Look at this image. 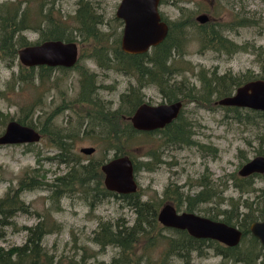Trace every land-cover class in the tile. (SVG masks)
<instances>
[{"label": "trees", "instance_id": "16d2710c", "mask_svg": "<svg viewBox=\"0 0 264 264\" xmlns=\"http://www.w3.org/2000/svg\"><path fill=\"white\" fill-rule=\"evenodd\" d=\"M39 3L40 0H5L0 2V61L12 66L17 61L19 48L45 40L61 39L76 42L79 39L80 42L85 43L94 40L95 45L92 51L90 50V57L106 69L114 68L129 75L132 77L133 83L120 94L117 107L111 109L110 103L105 105L99 101L95 73L89 72L78 64L80 57L70 68L45 65L24 67L20 65L19 71L12 73L6 82L8 89L12 88L16 91L15 86H19L17 91H29V87L35 91L31 102L27 103L26 100L19 106V115L16 120L36 129L41 127L38 129L41 135L46 134L58 150L54 157H47V159L56 160L66 165L70 164V167L64 174L54 177L53 181L56 184L37 179L39 173L37 176H30L32 170L38 172L36 168H32L18 181L16 189H9L5 192L0 198V237L4 236L3 229L13 223L10 219L16 213L31 212L29 205L20 198L23 190H34L47 185L51 190L49 197L58 201L63 195V188L79 186L86 189L92 202L114 197L120 199L123 202L122 205L128 206L135 214L130 224L126 219L98 223L91 240L98 244L100 249L114 246L119 251L116 256L110 259L109 263L99 261L97 264H195L194 256L205 258L210 250L215 256L220 257L217 264H264V247L249 230L252 222L263 217L264 206L257 205V208H253L248 198L241 200L243 194L250 193L255 189L253 186L254 177H241L233 174L232 182L234 187L240 191V197L237 199L222 197L220 199L225 203V207L221 208L219 202L208 212L209 218L224 221L242 230L240 243L229 247L216 240L192 237L185 230L163 226L157 219L163 198L160 202H154L150 199H143L144 193L139 190L131 194H117L107 190L103 184V173L100 166L110 158L98 162L90 160L83 163L80 160L81 154L74 151L76 140L89 136L94 144L104 145L106 150L113 151L111 158L128 154L133 160L135 173L141 166L151 170L155 163H160L157 154L153 156L152 152H146L148 161L152 163L150 165L148 161L134 160L131 153L126 151L127 145L135 138L159 134L158 137L163 138L165 143L177 146H191L195 141L191 138L192 132L187 123L182 121V110L171 124L157 131H139L133 128L128 117L139 104L148 102L145 100L144 89L153 87L166 102L182 101L183 106L189 102L209 105L213 99L218 100L230 95L237 86L246 81L257 78L264 79V58L262 72L257 76H253L250 71L239 75L230 72L221 74L215 71L206 72L198 64H193L191 60L185 58L187 46L193 36L200 41L203 49L223 50L228 54L237 52L241 45L235 44L222 33V25L217 26L212 21L200 23L196 20V22L193 20V16L184 21L163 18L168 24V33L165 39L145 53L128 54L123 52L120 47L122 29L118 30V28L123 26L122 20L115 17L117 24L113 30H102V26L106 25V22L103 21L104 18L96 11V7L90 0H79L78 8L73 16L74 22L67 26L60 19L53 18L52 12H50L51 7L46 6L43 2L39 8L34 6H38ZM189 26L193 27L194 35L187 31ZM25 32H34L40 37H38V41L32 42L27 38ZM247 47L245 46L244 49ZM257 55L264 56L263 50L257 52ZM38 68L40 72L37 75L35 72ZM55 69L78 70L79 92L76 102L84 104L79 113L88 117L85 118L87 120L82 119L77 128L68 126L49 129L46 123L51 122L49 121L51 116H47L44 123L40 125L39 119L38 123H35L34 116L29 114L34 105L40 104L39 93L51 85H58L55 79L50 80L49 78L51 70ZM187 72L198 80V85L186 76ZM213 96L214 98H212ZM62 103L65 104V100ZM75 105L77 106V104ZM228 107L238 112L240 110L238 107ZM67 108L69 107L67 106ZM248 110L255 115L248 113L242 122L254 123L255 116L264 119L263 111ZM0 118L5 119L1 110ZM200 148L202 151L204 150L203 145H200ZM262 151L259 153L264 155V150ZM151 157L154 158V161L151 160ZM258 177L264 184V174L258 175ZM91 182L95 184L92 187L89 186ZM205 189L207 188L205 187ZM259 190L262 193L264 186ZM222 191L223 189L220 190V192ZM164 193L166 196L172 194L169 188ZM217 194H214L211 189L209 192L203 190L191 198L186 196V199L193 200L192 204H188L189 209L192 210L195 205L197 206V203L209 202L210 198L220 197V195L217 197ZM178 199L181 200V197ZM55 210H59V207L57 206ZM22 228L28 232L26 241L22 245L9 249L0 247V264H61L60 260H56L53 254H48L41 245L43 236L48 232L43 220L34 226ZM89 258L90 255L81 254L78 259L73 258L69 264H88Z\"/></svg>", "mask_w": 264, "mask_h": 264}, {"label": "rangeland", "instance_id": "374dc122", "mask_svg": "<svg viewBox=\"0 0 264 264\" xmlns=\"http://www.w3.org/2000/svg\"><path fill=\"white\" fill-rule=\"evenodd\" d=\"M2 1L5 0H0ZM90 1L106 22L102 30L112 31L117 24L115 11L120 0ZM42 2L51 7L53 18L60 19L66 26L74 22L73 16L79 0H40L39 5L34 6L39 8ZM159 9L164 19L172 21H184L190 16L196 21L197 15L207 14L208 21L216 23L217 26L222 25V33L235 44L241 45L237 52L228 54L223 50L203 49L200 41L193 36L187 46L185 57L193 64H198L208 73L215 71L218 74L230 72L239 75L250 71L253 76L261 74L264 56L257 55V52L261 50L264 52L263 0H167L160 2ZM120 29L122 27L118 28ZM187 31L194 35L193 27H187ZM25 34L32 42L38 41L40 37L34 32ZM93 41L85 43L76 40L80 57L78 64L96 74V84H100L97 85L99 101L105 105L110 103L111 109H115L120 94L133 83V79L114 68L106 69L98 65L90 57V50L92 51L95 45ZM245 46L248 47L244 49ZM20 65L23 66L18 59L12 66L0 61L2 93L0 110L5 116V119L0 118V135L9 118L16 120L19 106L26 100L27 103L31 102L34 97L35 91L31 87L30 92L17 91L19 86H15L16 91L6 87L7 80L13 72L19 71ZM36 70L35 73L38 75L40 69ZM186 76L199 84L191 73L187 72ZM49 78L55 79L58 85H51L40 92V104L33 106L34 114L33 110L29 114L34 116L35 123H38L39 119L40 125L47 116H51L49 120L51 122L46 123L49 129L68 126L77 128L80 121L87 120L85 118L88 117H80L79 110L84 104L76 102L79 92L78 70H51ZM144 92L145 100L152 104L164 101L153 87L144 89ZM63 100L65 104L62 103ZM215 101L213 99L209 105L189 102L183 106L182 121L187 123L192 132L191 138L195 141L191 146L165 143L163 138L158 137L159 134L139 136L127 145L126 151L131 153L136 161H148L146 152H152L153 156L157 154L160 160V163H155L151 170L141 166L135 173L138 190L144 193L143 199L160 202L163 198L162 203H175V206L183 210L186 196L199 192L202 189L199 182L209 178L216 184L214 194L218 193L217 197L218 195L220 197L214 199L217 203L220 202L221 208L225 207V203L220 198L240 197V191L234 187L231 176L238 175L237 171L246 160L264 150V119L255 116L254 123H244L242 121L248 113L255 115L252 111L240 108L238 112L228 106L214 104ZM198 144L216 148L215 158L204 156ZM85 146L94 147V152L91 155L80 152ZM74 151L81 154L80 160L83 163L90 160L98 162L113 155V151L106 150L104 145L94 144L89 136L76 140ZM57 153V148L46 134H42L41 139L35 143L0 145V198L9 189H16L18 181L32 168H36L38 172L32 170L30 176H37L39 173L37 179L56 184L53 181L54 177L64 174L70 167V164L47 159ZM151 160L154 161V158L151 157ZM148 162L152 165L150 161ZM254 180L255 189L243 194L241 200L248 198L252 207L257 208V205L264 206V191L261 193L259 190L264 184L261 178L254 177ZM94 185L92 182L89 184L91 187ZM167 188L170 189L171 196L165 195L164 191ZM50 195V186L47 185L21 192L20 198L29 205L31 212H19L10 219L13 223L3 229L5 233L0 237V247L9 249L22 245L28 233L22 227L34 226L43 220L48 232L43 236L41 245L48 254H53L56 260H60L61 264H69L73 258L78 259L81 254L90 255L88 264H97L99 261L109 263L110 259L118 254L119 249L114 246L100 249L98 244L91 240L93 231L97 229L98 223L103 221L126 219L129 224L132 223L135 217L132 210L128 206H123V202L114 197L92 202L86 189L79 186L63 188V195L58 201L51 199ZM178 197H181V200ZM214 199L200 208L213 209ZM57 206L59 210H55ZM195 212L206 215L204 210L197 209ZM193 261L195 264H217L220 257L215 256L210 250L207 257L194 256Z\"/></svg>", "mask_w": 264, "mask_h": 264}, {"label": "water", "instance_id": "95a60500", "mask_svg": "<svg viewBox=\"0 0 264 264\" xmlns=\"http://www.w3.org/2000/svg\"><path fill=\"white\" fill-rule=\"evenodd\" d=\"M161 0H120L115 16L122 20L120 47L128 54H141L160 44L168 33V24L161 15ZM207 14L196 16L200 23L207 22ZM79 49L75 41L50 39L21 47L17 51L18 61L26 67H72L78 60ZM221 106H232L264 112V79L244 82L227 96L215 101ZM183 108L182 101L139 104L128 117L133 128L139 131L161 129L175 120ZM41 139L38 129L10 119L0 135V145L35 143ZM94 147L85 146L80 152L91 155ZM104 187L117 194H131L138 190L133 160L128 154L112 157L100 166ZM264 174V155H256L245 162L238 174ZM160 224L170 228L186 230L195 238L216 240L233 247L240 243L242 230L221 220L211 219L195 212H179L171 203L164 204L157 214ZM250 232L264 247V215L252 222Z\"/></svg>", "mask_w": 264, "mask_h": 264}, {"label": "flooded vegetation", "instance_id": "af4514ba", "mask_svg": "<svg viewBox=\"0 0 264 264\" xmlns=\"http://www.w3.org/2000/svg\"><path fill=\"white\" fill-rule=\"evenodd\" d=\"M264 1V0H263ZM96 75V74H95ZM96 85H100V84H96ZM97 90V89H96ZM215 103V102H214ZM84 106V105H83ZM109 107H110V105H109ZM80 117L81 118H85V114H83V113H80ZM172 122H170L169 124H171ZM168 125V124H167ZM166 125V126H167ZM164 128V127H163ZM158 129H156V130H153V131H150V132H154V131H157ZM200 145H203L204 146V150H203V155L204 156H206V157H208V156H210L211 158H215V156H216V148H214V147H212L211 145H209V146H206V145H204V144H198V146L200 147ZM258 155H262V154H258ZM256 156V155H255ZM253 158V157H252ZM251 159V158H250ZM249 160V159H248ZM248 160H246V162L248 161ZM245 163V162H244ZM243 163V164H244ZM242 164V165H243ZM206 173L208 174V171H206ZM237 174H238V171H237ZM258 175H262V174H260V173H252V174H249V175H247V176H252V177H258ZM238 176H240L239 174H238ZM247 176H245V177H247ZM241 177H243V176H241ZM231 178H232V176H231ZM258 178H260V177H258ZM255 181V180H254ZM206 184V188L207 189H205V187H204V185ZM199 186H201L202 187V189L199 191V192H201V191H203V190H205V192H209V190H211L212 189V192L214 193H216V188H215V186H216V184L214 183V182H212V180L209 178V179H204V180H201L200 182H199ZM199 192H197V193H199ZM197 193H195V194H189L188 196L191 198V197H194ZM214 198H210V200L209 201H211V200H213ZM215 200V199H214ZM192 202H193V200H188V199H186L185 198V201H183V204H184V206H183V210H180V207L178 208L177 206H175L174 204L175 203H173V205H174V207L177 209V211H179V212H182V211H187V212H195V210H199V211H201V210H204V212L206 213V215H202V216H206V217H208V212L211 210H209L208 208H200L202 205H204V204H206V203H208V202H203V203H197V206L195 205L194 207H193V209L192 210H190L189 209V205L188 204H192ZM166 203H170V202H163L162 203V205H161V207L164 205V204H166ZM172 204V203H171ZM217 204V202H216V200H215V205ZM214 205V206H215ZM193 206V205H192ZM161 207L159 208V210L161 209ZM189 209V210H188ZM159 210H158V212H159ZM196 213V212H195ZM198 214V213H197ZM260 220V219H259ZM186 231V230H185ZM187 232V231H186ZM188 233V232H187ZM205 239V238H204Z\"/></svg>", "mask_w": 264, "mask_h": 264}]
</instances>
